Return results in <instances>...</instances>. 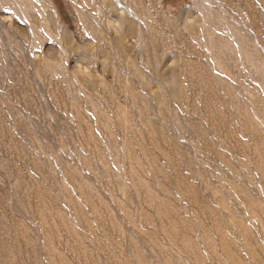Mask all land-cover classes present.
<instances>
[{
	"label": "rangeland",
	"instance_id": "rangeland-1",
	"mask_svg": "<svg viewBox=\"0 0 264 264\" xmlns=\"http://www.w3.org/2000/svg\"><path fill=\"white\" fill-rule=\"evenodd\" d=\"M0 264H264V0H0Z\"/></svg>",
	"mask_w": 264,
	"mask_h": 264
}]
</instances>
